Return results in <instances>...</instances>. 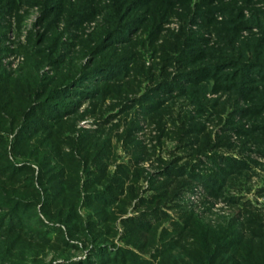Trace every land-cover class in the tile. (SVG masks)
Instances as JSON below:
<instances>
[{
    "label": "trees",
    "instance_id": "16d2710c",
    "mask_svg": "<svg viewBox=\"0 0 264 264\" xmlns=\"http://www.w3.org/2000/svg\"><path fill=\"white\" fill-rule=\"evenodd\" d=\"M55 1L43 4L44 19L53 15L56 20L63 12L67 26H73L78 19L85 20L96 13L94 0H81V4ZM14 3L7 0V12ZM169 5L172 0H117L104 18L105 25L82 43L92 59L79 71L52 77H42L36 71L21 83L20 78L10 83L8 75L0 73V122L7 124L0 129V264H264V256L253 258L243 252L248 245L234 230L201 225L196 218H183L172 230L161 227L169 218L163 207L177 197L180 185L176 179L186 169L166 165L157 173L163 177L161 181L147 174L139 163L146 159L148 151L134 136L139 127L133 117L116 133L129 160L110 171L113 144L100 129L111 116L135 104L144 117L157 115L159 110L163 115L159 96L164 91L176 88L183 93V86L199 84L227 69L231 72L224 75L231 81L239 79V92L245 90L251 100L261 102L260 97L251 94L261 85L264 95V7L249 9V18L238 20L239 25H256L260 38L238 44V34L225 38L226 52L212 56L216 62L208 64L201 62L205 57L201 47L191 43H200L199 37H186L185 42L179 38L168 41L162 51L169 56L163 60L196 66L190 70L180 68L168 80L164 76L155 79L139 97L129 98L127 105L120 104L117 114L104 118L98 124L100 128L85 130L74 123L73 115L82 99L128 94V90L122 91L121 80L129 73L135 71L138 77L143 75L153 81L155 76L150 70L143 72L137 65H130L136 53L126 50H131L138 40L133 38L136 31H145L150 39L155 37ZM55 20L48 24L50 28ZM43 39L47 46L38 52L55 65L59 61L54 54L58 56L60 36L54 31L49 37L41 36L40 41ZM140 45H145L144 40ZM133 78L130 82L136 87L139 82ZM92 80L95 81L87 87ZM178 80H185L183 86L177 84ZM106 82L113 85L105 86L109 90L103 94L100 87ZM257 82L259 86H255ZM74 96L76 99L71 100ZM161 121L160 117L158 123ZM118 125L112 128L116 130ZM6 134H13L10 151L15 160L8 156ZM141 178L149 179L154 189L147 197L139 195ZM189 178H194L192 173ZM130 209L138 214L128 215ZM118 223L122 225L121 232ZM78 250H86L84 258L74 259L71 252ZM49 253L52 256L46 261Z\"/></svg>",
    "mask_w": 264,
    "mask_h": 264
},
{
    "label": "rangeland",
    "instance_id": "374dc122",
    "mask_svg": "<svg viewBox=\"0 0 264 264\" xmlns=\"http://www.w3.org/2000/svg\"><path fill=\"white\" fill-rule=\"evenodd\" d=\"M13 1L14 6L7 12V0H0V73H6L10 83L19 78L21 83L36 71L42 77H52L58 73L79 71L89 65L92 58L86 54L82 43L96 29L105 25L104 18L117 0H94L96 13L83 18L85 20L78 19L73 26H67L63 12H59L56 20L53 15L44 19L43 4L46 0ZM68 1L81 4V0ZM262 7L264 0H172V5L164 11L155 37L151 40L145 31H136L133 38L138 37V40L131 50H126L127 53H136L135 63L130 65H137L143 72L150 70L155 76L153 81L143 75L140 80L139 73L133 71L121 80L122 91L128 90V94L82 99L77 106V114L73 115L76 127L85 130L102 127L98 124L104 118L117 114L122 104H128L126 100L139 97L153 86L155 79L164 76L168 80L180 68L190 70L196 66L186 64L184 67L177 61L171 63L172 59L163 60L169 56L165 50L162 51L168 41L171 43L179 38L185 42L186 37H199L200 43H191L201 47L204 51L202 56L205 55L201 62L208 64L216 62L212 56L226 52L223 46L225 38L228 40L238 34L236 44L250 38H260L262 35L256 25H239L238 20L249 18V9ZM239 8H242L240 14ZM52 20L55 22L50 28L48 24ZM146 26L149 27L150 23L147 22ZM54 31L60 36L58 56L54 54V58L59 61L55 65L42 57L44 53L38 52L46 48L48 43L44 39L40 41L41 36L49 37ZM143 40L144 46L140 45ZM228 72L231 69L221 71L217 76L213 75L196 85L183 86L185 80H178L177 84L185 90L183 93L170 88L159 96L165 114L162 115L159 110L157 115L144 117L138 113L142 109L135 104L124 113L111 116L100 129L111 137L113 144L114 160L110 164V171L118 163H127L129 160L130 155L116 133H120L133 117H136L139 127L134 136L148 151L146 159L139 163L147 174L151 173L152 177L161 181L164 179L157 173L166 165L173 164L186 169L176 179L180 185L177 197L163 207L169 218L162 222L161 227L172 230L175 223L184 221L183 218L186 221L196 218L201 225L240 233L248 245L243 252H249L253 258H260L264 256V95L260 82H257L255 86L260 85V88L251 95L260 97L261 102L258 99L251 100L248 92H239L240 85L236 86L238 78L231 81L224 75ZM133 76L139 82L136 87L130 82ZM93 81L86 86L92 85ZM109 83L101 85L103 94L109 90L105 86L113 85ZM75 99V96L71 98ZM160 117L162 121L158 123ZM117 123L119 127L115 130L112 126ZM5 126L7 124L1 121L0 129H5ZM6 136L8 156L15 160L10 151L13 134ZM227 162L233 163V166L227 165ZM189 173L193 174V179L189 178ZM138 184L139 195L147 197L154 193L149 179L141 178ZM128 212L131 216L138 214L131 209ZM118 231H122L120 223ZM114 241L123 244L116 239ZM71 253L74 259H82L86 250ZM143 254L150 260L146 252ZM51 256L49 253L46 261Z\"/></svg>",
    "mask_w": 264,
    "mask_h": 264
}]
</instances>
